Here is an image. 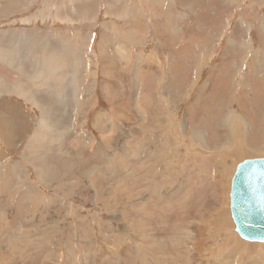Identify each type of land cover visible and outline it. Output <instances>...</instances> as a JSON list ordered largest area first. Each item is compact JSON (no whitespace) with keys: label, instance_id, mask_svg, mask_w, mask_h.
Masks as SVG:
<instances>
[{"label":"rangeland","instance_id":"rangeland-1","mask_svg":"<svg viewBox=\"0 0 264 264\" xmlns=\"http://www.w3.org/2000/svg\"><path fill=\"white\" fill-rule=\"evenodd\" d=\"M164 1L0 0V47L17 49V69L0 62V78L26 79L50 105L43 76L60 71L64 101L48 117L69 123L52 140L39 130L36 103L0 96V264H223L214 254L228 230L214 223L218 212L231 219V178L250 158L225 162L214 153L225 136L232 141L223 115L239 114L241 90L224 79L259 76L249 65L257 51L264 62V0ZM54 55L69 59L66 69L54 71ZM35 82L42 87L29 88ZM210 91L220 98L210 100ZM219 104L226 109L217 112ZM181 124L184 133L204 132L209 163L176 138ZM204 175L217 186L209 204ZM237 261L251 263L243 254Z\"/></svg>","mask_w":264,"mask_h":264},{"label":"bare ground","instance_id":"bare-ground-1","mask_svg":"<svg viewBox=\"0 0 264 264\" xmlns=\"http://www.w3.org/2000/svg\"><path fill=\"white\" fill-rule=\"evenodd\" d=\"M163 3L166 4L167 7H169L171 5L170 3H173V0H165ZM16 50L14 47H11V46H8L6 48L0 47V62L5 63L6 65H9V66H11L12 64L14 65L15 60L13 59L12 53L16 52ZM54 56H56V55H54ZM254 56L255 57H254L252 63H250V65H249V70L252 72V74L255 72H260L259 76L251 75L250 78H252V79L248 80V78H247V77H249L248 75L245 78V77H243V74H241L240 79H236V81H235L232 78L233 77L235 78V76H237L238 73H231L230 76L226 75L225 79H224V81L226 80L229 82V84L225 85L226 89L234 88L236 90H241L240 93L237 95V98H238L237 99V105H238L239 110H236V111H238L239 114H236V112H234V111H229V113H227L226 115H223V117H222V120H223L222 126L225 128L227 133H230L232 141L231 140H225L226 139L225 138L226 136H225L223 139V144L218 145L216 150L214 151V153L215 152L220 153V155H222V158H223V160H225V162L228 159H231L233 161V163H235V162H237V160H239L243 156H245L244 154H246L248 157H250L249 159H255L256 158L255 156H260V155L264 154V143L261 144V142H260L261 145H259V143L258 144H255L252 142L248 143L249 140H254L256 137H259L260 139L264 140V98H262L263 94L261 92L262 90L264 92V72L260 68V64L262 66H264V62H263V59L261 57V56H263L262 52L257 51V52H255ZM56 57H58V58L57 59L52 58V60L55 61V62H52L53 66H54L53 67L54 71H57L58 68L59 69H61V68L66 69L65 67H66L67 62H69V59H67L66 56H56ZM14 68H16V66ZM35 72H37L35 74V77H36L42 73V70H40V71L37 70ZM59 73H60V71H58L56 73L53 72V74H50L49 72H47V74H45L43 76V79L46 81V83L44 84L45 88L52 90L53 95H54V97L52 98L53 103H51L50 105H45L44 104L45 100L40 99V97L38 98L35 90L33 93L29 92V89L27 86V80L23 79L22 76L21 77H22L23 81L20 82V85L11 84V83L0 78V96L3 94H11L12 93V94H15L19 97L25 98L28 101H33L34 103H36L37 107L40 109V113L42 116V118L40 120L39 130L49 132V134H50L49 136L52 140L56 139L57 137H60V135L63 136V134L66 133L65 130H67V127H69V123H67V122L64 123L62 121V123H64V124H61V122L59 121L60 125H58L57 119H51L48 117L49 113L53 114L56 111V109H57L56 105H61V104H63V101H64V98L62 97L63 94L59 93V88H58V86H59V79H58ZM61 77H62V75H61ZM54 80L57 81L55 84H53ZM257 80H263V81H257ZM220 82H222V81H220ZM41 87H42V84H37L36 82L34 83L33 86L29 85V88H31V89H40ZM138 87H136V90ZM232 94H233V92H232ZM208 97L210 100H216V99L218 100V98H220L219 96H216V91H210V93L208 94ZM211 97H213V98H211ZM260 97L262 99H260ZM135 102H136L137 113H138V115H140L142 117L143 115H141V112L139 110L140 103L137 101V98H136ZM220 105L221 104H219L217 107H215L217 112L224 111L222 109H226ZM70 118H71V115L68 114V121L70 120ZM166 119L168 121H166ZM166 119L164 120L162 118V120H163L162 123L164 124L165 129L167 127L170 129L171 127H173L172 126V124H173L172 114L166 113ZM0 121L2 122V120H0ZM235 122H237V125L234 128H232V123H235ZM259 124H260V126H259ZM257 127L260 130L255 131L256 129H258ZM260 127H262V129ZM185 128L186 127L184 124L176 126V129H175L176 138H177V136L180 137L181 142H183L184 138H185L188 141L186 144L189 147V150H191L192 153L195 152V153L199 154L200 157H202V159H204V162L206 160H208V163H209L211 161L210 155H212L214 153H213V150L208 147L207 139L205 137L204 132L199 130L197 132L192 131L191 134L190 133H184ZM3 130L2 131L0 130L1 136H3L5 140H7V138H5L6 133ZM51 134H53V135H51ZM42 135L43 134H41V133L35 135L34 140L39 139L38 136L42 137ZM107 138L105 140L108 142L109 138L108 139ZM9 140H11V139H9ZM237 141H239V142H237ZM237 143H239V144H237ZM8 144H9V142H8ZM251 157H254V158H251ZM260 158H263V157H260ZM185 162H187V161H185ZM180 163H181V161H180ZM202 164H204V163H202ZM40 166L44 167L42 164ZM233 169H234V167H233ZM225 170H224V172H225ZM202 178H203L202 180L204 182V184H203V182H202V184L207 187V188H203V197L202 198L203 199L206 198L208 200L206 202H208V204H209V202H213L214 200H217V194H218L217 186L213 185V184H209V182L207 181V177L205 175ZM200 180H201V178H200ZM205 181H207V182H205ZM196 200H197V202H199L198 198ZM184 201L183 202L181 201L180 203H184ZM203 201L200 202L202 207L205 204L204 203L205 201L204 202ZM180 203L178 202V204H177V206H179V208H180V205H183ZM200 204H199V211L202 212ZM214 204H215L214 205L215 208L218 211H220L217 207V205L219 203L217 202ZM212 206L213 205H211V207ZM207 207H208V205H207ZM215 208H211L212 211H215L214 210ZM229 209H230V207H229ZM207 212H208V210H207ZM218 213H219V216L221 218H219L220 221H217L214 223V226L219 227V229L224 228L225 230H228L227 231L228 237L225 238V240L222 242L220 248L218 250H216V252L214 254V259L216 258L217 261L222 262L223 264H239L237 259H239V256L243 254V256H246L247 259L249 261H251L250 264H264V260H261L264 257V241L263 242L247 241V240L241 238L239 236V234L235 231V233L237 234V236H236L234 231H233L235 225H234V222L232 220V217H231V219H229L230 217L228 218L227 214L222 216L220 212H218ZM230 214H231V212H230ZM206 215H207L206 212L204 215L200 214L198 221L200 223H203ZM1 220H3V215L0 213V223H1ZM167 224H169V222H167ZM181 229L185 233L183 235L184 239L187 240V238H188L187 235L190 233L189 227L187 225H185ZM171 232L174 235L177 234L176 229H174V231L172 230ZM12 238H14V236L8 237V240L12 239ZM189 253L192 254L191 252L180 253L179 257L182 256L184 258V260L186 259L187 261H188V259H191V258L193 259V257H190Z\"/></svg>","mask_w":264,"mask_h":264},{"label":"water","instance_id":"water-1","mask_svg":"<svg viewBox=\"0 0 264 264\" xmlns=\"http://www.w3.org/2000/svg\"><path fill=\"white\" fill-rule=\"evenodd\" d=\"M229 207L235 231L247 241H264V158L239 162L231 179Z\"/></svg>","mask_w":264,"mask_h":264}]
</instances>
